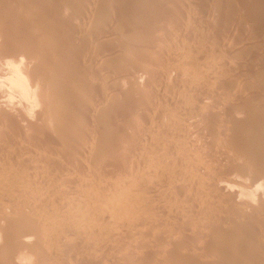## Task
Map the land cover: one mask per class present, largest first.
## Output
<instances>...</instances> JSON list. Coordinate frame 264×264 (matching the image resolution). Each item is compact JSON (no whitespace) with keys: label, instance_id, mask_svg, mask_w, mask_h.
<instances>
[{"label":"rangeland","instance_id":"rangeland-1","mask_svg":"<svg viewBox=\"0 0 264 264\" xmlns=\"http://www.w3.org/2000/svg\"><path fill=\"white\" fill-rule=\"evenodd\" d=\"M0 93V264H264V0H0Z\"/></svg>","mask_w":264,"mask_h":264},{"label":"bare ground","instance_id":"bare-ground-1","mask_svg":"<svg viewBox=\"0 0 264 264\" xmlns=\"http://www.w3.org/2000/svg\"><path fill=\"white\" fill-rule=\"evenodd\" d=\"M56 2V1H55ZM44 3H46V2H44ZM72 3V2H71ZM229 4V3H228ZM180 5V4H179ZM29 6V5H28ZM78 6V5H77ZM241 6V5H240ZM242 8V7H241ZM69 13V12H68ZM82 13V12H81ZM172 13V12H171ZM239 14V13H238ZM171 15V14H170ZM235 15V14H234ZM43 16V15H42ZM22 17V16H21ZM261 19V18H260ZM78 20V19H77ZM82 21V20H81ZM224 21V20H223ZM232 21H233V19H232ZM181 22V21H180ZM16 25V24H15ZM32 25V24H31ZM61 25V24H60ZM159 26V25H158ZM261 29V28H260ZM263 29V28H262ZM263 31V30H262ZM44 32V31H43ZM189 32V31H188ZM258 33V32H257ZM127 36V35H126ZM141 38V37H140ZM139 38V39H140ZM132 39V38H131ZM48 41V40H47ZM226 41V40H225ZM27 43V42H26ZM29 43V42H28ZM140 43V42H139ZM230 43V42H229ZM228 43V44H229ZM24 44V43H23ZM149 44V43H148ZM232 45V44H231ZM61 46V45H60ZM148 46V45H147ZM146 46V47H147ZM159 46V45H158ZM194 53V52H193ZM204 53V52H203ZM41 54V53H40ZM43 55V54H42ZM30 56V54L27 56V54L25 55V57H24V59L26 58V59H28V58H30L29 57ZM33 57V56H32ZM31 57V58H32ZM25 59V60H26ZM185 59V58H184ZM23 60V59H22ZM30 60V59H29ZM28 60V61H29ZM154 60V59H153ZM204 60V59H203ZM24 61V60H23ZM22 62V61H21ZM25 62V61H24ZM23 62V63H24ZM30 63H31V61H29ZM23 63L22 64H20V66H18L17 68L21 71V75L19 74V76H21L22 77V79L24 80H22L23 82H25V84L21 81V87H22V84L23 85H25L24 86V88H26L25 90H27L25 93H28V91L29 92H31V94H32V96H33V99H37V100H35V101H38L39 100V98L40 99H42L41 98V92H39V90H38V88H37V80H36V75H35V72L34 71H29V67L28 66H25L24 67V65H23ZM182 64V63H181ZM23 65V66H22ZM202 65V64H201ZM223 65V64H222ZM233 65V64H232ZM204 66V65H203ZM31 67V66H30ZM205 67V66H204ZM16 68V69H17ZM181 68V67H180ZM184 69V68H183ZM201 69V68H200ZM199 70V69H198ZM18 71V70H17ZM19 71V72H20ZM84 71V70H83ZM190 71V70H189ZM183 72V71H182ZM193 72V71H192ZM18 73V72H17ZM186 73H187V71H186ZM188 74V73H187ZM97 75V74H96ZM186 75V74H185ZM190 75V74H189ZM230 75V74H229ZM192 76V75H191ZM211 76V75H210ZM227 76V75H226ZM224 83V82H223ZM20 84V83H19ZM18 84V85H19ZM19 87V86H18ZM144 88V87H143ZM82 89V88H81ZM234 89V88H233ZM247 89V88H246ZM187 90V89H186ZM204 90V89H203ZM24 91V90H23ZM78 91V90H77ZM262 91V90H261ZM59 92V91H58ZM29 94V93H28ZM184 94V93H183ZM0 95H1V93H0ZM76 95V94H75ZM2 96V95H1ZM0 96V97H1ZM100 96V95H99ZM170 96V95H169ZM227 96V95H226ZM66 98V97H65ZM75 98V97H74ZM64 99V98H63ZM81 99V98H80ZM90 99V98H89ZM207 99V98H206ZM67 100V99H66ZM230 100V99H229ZM252 100V99H251ZM254 100V99H253ZM124 101V100H123ZM192 101V100H191ZM248 102V101H247ZM217 103V102H216ZM219 103V102H218ZM249 103V102H248ZM130 104V103H129ZM116 105V104H115ZM1 106V105H0ZM50 106V105H49ZM84 106V105H83ZM53 107V106H52ZM57 107H59V106H57ZM174 107V106H173ZM214 107V106H213ZM117 108V107H116ZM156 108V107H155ZM200 108V107H199ZM11 109H12V107H11ZM194 109V108H193ZM205 109V108H204ZM214 109V108H213ZM225 109V108H224ZM1 110V109H0ZM7 110V109H6ZM60 110V109H59ZM180 110V109H179ZM198 110V109H197ZM5 111V110H4ZM62 111V110H61ZM75 111V110H74ZM240 111V110H239ZM9 110L6 112V113H3V109H2V114L0 115L1 117H0V120H2L1 122H3V121H5L6 119H10V116L12 117V114L10 115L9 113ZM241 112V111H240ZM9 114V117H7V116H4V114L6 115V114ZM53 113V112H52ZM60 113V112H59ZM208 113V112H207ZM235 113V112H234ZM238 113V112H237ZM27 114V113H26ZM122 114V113H121ZM157 114V113H156ZM224 114H225V112H224ZM244 114V113H243ZM250 114H251V112H250ZM59 115V114H58ZM61 115V114H60ZM149 115V114H148ZM148 115H147V117H148ZM234 115V114H233ZM246 115V114H245ZM257 115V114H256ZM261 115V114H260ZM63 116H64V114H63ZM63 116H61L62 118H64ZM65 116H67V115H65ZM72 116V115H71ZM243 116V115H242ZM7 117V118H6ZM60 117V119H62ZM141 117V116H140ZM179 117V116H178ZM56 118H58L57 116H56ZM156 118V117H155ZM261 118V117H260ZM59 119V118H58ZM68 119V118H67ZM120 119H122V118H120ZM131 119V118H130ZM133 119H135V118H133ZM10 120H13V119H10ZM57 120V119H56ZM65 120H66V118H65ZM245 120V119H244ZM67 121V120H66ZM134 121V120H133ZM251 121V120H250ZM6 122V121H5ZM61 122H62V120H61ZM58 123H60L59 121H58ZM64 123V122H63ZM209 123V122H208ZM236 123V122H235ZM154 124V123H153ZM211 124V123H210ZM161 125V124H160ZM220 125V124H219ZM86 126V125H85ZM145 126V125H144ZM264 126V125H263ZM170 127V126H169ZM217 127V126H216ZM166 129V128H165ZM178 129V128H177ZM193 129V128H192ZM204 129V128H203ZM212 129V128H211ZM225 129V128H224ZM131 130V129H130ZM199 130V129H198ZM85 131V130H84ZM213 131V130H212ZM215 132V131H214ZM149 133V132H148ZM225 133V132H224ZM88 134V133H87ZM212 134H213V132H212ZM135 136V135H134ZM2 137V136H1ZM82 137V136H81ZM85 137V136H84ZM192 137V136H191ZM264 137V136H263ZM151 139V138H150ZM254 139V138H253ZM119 140V139H118ZM145 140V139H144ZM134 141V140H133ZM155 143V142H154ZM264 143V142H263ZM263 143H261V145L263 144ZM107 146V145H106ZM264 146V145H263ZM94 147V146H93ZM4 148V147H3ZM136 148V147H135ZM108 149V148H107ZM199 149V148H198ZM168 151V150H167ZM232 151V150H231ZM236 151V150H235ZM263 152V151H262ZM105 153V152H104ZM232 155V154H231ZM238 155V154H237ZM113 156V155H112ZM161 156V155H160ZM148 157V156H147ZM100 160V159H99ZM118 160V159H117ZM147 162V161H146ZM236 164V163H235ZM143 166V165H142ZM151 169V168H150ZM121 174V173H120ZM126 174V173H125ZM212 174V173H211ZM257 174V173H256ZM56 175V174H55ZM213 177V176H212ZM215 178V177H214ZM146 179V178H145ZM149 179V178H148ZM230 181V180H229ZM181 182V181H180ZM235 182V181H234ZM233 182V183H234ZM219 183V182H218ZM225 183V182H224ZM227 183V182H226ZM225 185V184H224ZM229 185V184H228ZM92 186V185H91ZM147 186V185H146ZM226 186V185H225ZM122 187V186H121ZM219 188H220V186H218ZM217 187V188H218ZM223 187V186H222ZM222 187L220 188V189H222ZM125 188V187H124ZM114 189V188H113ZM136 189H138V187L136 188ZM135 189V190H136ZM134 189H133V195L132 194H130V195H132L133 197H136L135 195H137V197L138 198H136V199H134L133 198V200H131V198H132V196H128V197H131L130 198V201H128L127 199V204H125V205H128V204H133V202H136L137 200H139V199H141V200H143L142 199V195L141 194H144V191L146 190V189H144L143 187L141 188L140 187V189L137 191H135ZM140 192H141V194H140ZM223 192V191H222ZM225 192V191H224ZM148 193V192H147ZM146 193V194H147ZM194 193V192H193ZM231 193V194H230ZM230 193H228V194H230V196L231 195H233L234 194V192H233V190H232V192H230ZM233 193V194H232ZM95 194V193H94ZM135 194V195H134ZM114 195V194H113ZM140 195V196H139ZM235 195V197L237 196L236 195V193L234 194ZM111 196V195H110ZM144 196V195H143ZM108 197V196H107ZM114 197H115V195H114ZM77 198V197H76ZM100 198V197H99ZM98 198V199H99ZM102 198V197H101ZM106 198V197H105ZM127 198V197H126ZM103 199V198H102ZM106 199H109V198H106ZM111 199V198H110ZM109 199V200H110ZM101 200V199H100ZM108 200V201H109ZM116 200V199H115ZM141 200H139V201H141ZM97 201V200H96ZM104 201V200H103ZM113 200H111V202H112ZM125 201V200H124ZM138 201V202H139ZM98 203L100 202V201H97ZM97 202L95 203V204H97ZM105 202H107L106 200H105ZM105 202H102L103 204H106ZM111 202H109L110 204H111ZM115 202V201H114ZM258 202V201H257ZM121 203V202H120ZM122 203H124V202H122ZM141 203V202H140ZM77 204V203H76ZM101 204V203H100ZM99 204V205H100ZM103 204H101V205H103ZM116 204V203H115ZM134 204H136V203H134ZM229 204V203H228ZM98 205V206H99ZM116 205H118V206H121L122 207V205H119V203H117ZM115 205V206H116ZM139 205V204H138ZM137 204H136V207L138 206ZM93 205H91L90 207H92ZM95 207L97 206V205H94ZM105 206V205H104ZM111 206H113L112 204L110 205V206H106L105 208H107V207H111ZM143 206V205H142ZM16 207V206H15ZM114 207V206H113ZM112 207V208H113ZM134 206H132L131 208H133ZM136 207L135 208H133V209H136ZM166 207V206H165ZM92 208H94V207H92ZM92 208H90V209H92ZM99 208V207H98ZM101 208V207H100ZM115 208V207H114ZM118 208V207H117ZM126 208V207H125ZM130 207L128 206V208L127 209H129ZM130 208V209H131ZM16 209V208H15ZM102 209H104L103 208V206H102ZM108 209V208H107ZM107 209H104V210H107ZM112 210V209H111ZM110 210V211H111ZM231 210V209H230ZM32 211V210H31ZM95 211V210H94ZM97 211V210H96ZM109 213V212H108ZM13 215V214H12ZM195 215V214H194ZM8 216V215H7ZM55 216V215H54ZM64 216V215H63ZM2 219V218H1ZM10 218H8V220H9ZM50 219V218H49ZM107 219V218H106ZM105 219V220H106ZM211 219V218H210ZM198 220V219H197ZM16 221H18V220H16ZM12 223V222H11ZM1 224V223H0ZM217 224V223H216ZM3 225V224H2ZM2 225H0V227L2 226ZM20 225V224H19ZM146 225V224H145ZM192 225V224H191ZM4 226V225H3ZM206 226V225H205ZM2 228V227H1ZM214 228V227H213ZM222 229V228H221ZM204 230V229H203ZM206 230V229H205ZM190 233V232H189ZM10 234V233H9ZM31 234H33V233H31ZM0 236L2 237V239L4 240V241H6V242H8V235L5 233V232H3L1 229H0ZM221 236V235H220ZM12 237V236H11ZM11 237H9V238H11ZM213 237V236H212ZM223 237V236H222ZM226 238V237H225ZM222 240V239H221ZM29 241V239L28 238H25V239H23L21 242H19V244H20V246L19 247H22L21 248V250H23V249H26L29 245H27V243H29L28 242ZM222 242V241H221ZM192 248V247H191ZM226 250V249H225ZM11 255L13 254L12 252L10 253ZM34 256H39V252H38V250H34V252L32 253ZM2 255H3V253H2ZM64 257V256H63ZM37 258V257H36ZM39 258V257H38ZM201 258V257H200ZM1 263V262H0Z\"/></svg>","mask_w":264,"mask_h":264}]
</instances>
